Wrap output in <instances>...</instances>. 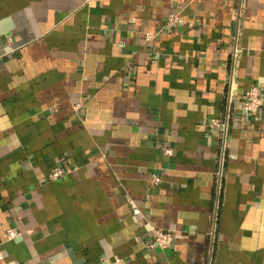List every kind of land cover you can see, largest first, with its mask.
<instances>
[{
  "label": "crops",
  "instance_id": "crops-1",
  "mask_svg": "<svg viewBox=\"0 0 264 264\" xmlns=\"http://www.w3.org/2000/svg\"><path fill=\"white\" fill-rule=\"evenodd\" d=\"M251 84L264 0H0V264H264Z\"/></svg>",
  "mask_w": 264,
  "mask_h": 264
},
{
  "label": "built area",
  "instance_id": "built-area-1",
  "mask_svg": "<svg viewBox=\"0 0 264 264\" xmlns=\"http://www.w3.org/2000/svg\"><path fill=\"white\" fill-rule=\"evenodd\" d=\"M169 21L182 24L183 19L178 15V14H170ZM234 55L237 54V49L234 48ZM264 103V98L262 94L260 93V90L257 85L251 84L244 92V97L240 105V109L247 115L249 116H256L261 109L262 105ZM231 98H230V93H229V98H228V107H227V112H226V117L223 122H221L219 119H211L209 121V127H217L220 132V138L222 140L221 143V155H220V170L218 172V187L220 183V177H221V168L223 165L224 161V155H225V148H226V134H227V128H228V120H229V114L231 110ZM164 154H171V148H163ZM63 174V169L59 166L53 167L49 174L48 177L50 180H55L62 176ZM153 182L158 183L160 181V177L157 174H154L152 176ZM149 234L150 237L147 240V247L148 248H168L172 242L173 239V234L170 230H165L156 226H151L149 229ZM17 231L14 228H9L6 230V236L8 239H12L17 235ZM1 258V254H0Z\"/></svg>",
  "mask_w": 264,
  "mask_h": 264
}]
</instances>
